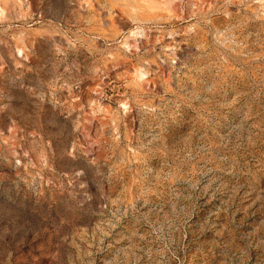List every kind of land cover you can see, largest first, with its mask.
I'll list each match as a JSON object with an SVG mask.
<instances>
[{
  "label": "rangeland",
  "instance_id": "obj_1",
  "mask_svg": "<svg viewBox=\"0 0 264 264\" xmlns=\"http://www.w3.org/2000/svg\"><path fill=\"white\" fill-rule=\"evenodd\" d=\"M0 264H264V0H0Z\"/></svg>",
  "mask_w": 264,
  "mask_h": 264
}]
</instances>
